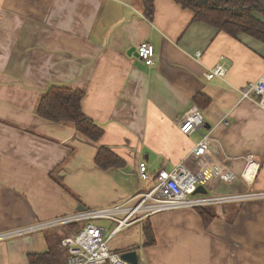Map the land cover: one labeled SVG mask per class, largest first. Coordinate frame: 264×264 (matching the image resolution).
<instances>
[{
  "label": "crops",
  "instance_id": "1",
  "mask_svg": "<svg viewBox=\"0 0 264 264\" xmlns=\"http://www.w3.org/2000/svg\"><path fill=\"white\" fill-rule=\"evenodd\" d=\"M154 5L148 20L141 0H0V233L79 205L126 202L153 186L142 181L179 163L204 173L215 193L264 191V109L240 94L264 77V43L193 22L172 0ZM143 41L154 47L152 67L136 55ZM221 58L230 64L226 76L206 80L204 71ZM50 85L84 92L85 115L104 129L98 141L36 114ZM198 93L210 99L200 108L209 125L201 132L210 137L203 170L192 153L200 135L175 123ZM101 146L125 166L96 167ZM248 155L258 163L250 184L240 177ZM225 168L236 174L229 183L218 176ZM230 207L219 204L206 229L190 208L139 215L128 228L149 221L155 242L141 246L142 233L121 248L138 246L139 264H264V199L243 202L231 222ZM47 250L44 231L17 235L0 241V264H29L28 254Z\"/></svg>",
  "mask_w": 264,
  "mask_h": 264
},
{
  "label": "built area",
  "instance_id": "2",
  "mask_svg": "<svg viewBox=\"0 0 264 264\" xmlns=\"http://www.w3.org/2000/svg\"><path fill=\"white\" fill-rule=\"evenodd\" d=\"M135 52L144 65L148 67L154 65L155 51L150 42L143 41L139 43L135 48ZM195 53L197 57L201 55L199 50ZM229 66V62L221 58L214 66L207 68L203 75L208 81L215 78H224ZM240 94L244 98L255 97L258 105L264 109V77L243 86L240 89ZM175 123L179 130L187 136L193 133L200 135L192 153L203 162V170L210 163L209 158H207L210 137L208 134L201 132L205 127L201 109L193 104L176 119ZM257 169L258 163L252 156L248 155L245 157V166L240 173V177L250 184L249 180L255 175ZM139 173L142 179L147 178V166L143 162L139 164ZM218 176L223 182L229 183L236 174L225 168ZM215 178L218 180L217 176ZM208 181L209 179L204 173H192L182 163H179L170 171H158L155 175L154 185L151 188L126 202H118L110 206L93 209L86 208L71 214L40 220L20 229L0 233V241L21 234L42 232L46 229H56L74 223L80 226L79 231L61 240L62 246L66 247L69 253L64 264H129L121 259L120 253L112 251L108 244L116 233L135 222L139 215L148 216L152 213L174 209H193L202 205L264 199V191L215 193L213 190L214 184H207ZM198 185L204 186L207 193L194 194ZM209 192H212L211 196L208 195ZM197 195L200 197H196ZM96 219H107L116 224L110 232H107L103 226H99L94 222Z\"/></svg>",
  "mask_w": 264,
  "mask_h": 264
},
{
  "label": "trees",
  "instance_id": "3",
  "mask_svg": "<svg viewBox=\"0 0 264 264\" xmlns=\"http://www.w3.org/2000/svg\"><path fill=\"white\" fill-rule=\"evenodd\" d=\"M155 0H141L142 13L148 20L154 16ZM181 8L192 13L193 22L208 24L219 32H223L232 38L246 35L264 43V0H172ZM84 92L80 89L62 85H50L41 95L36 106V114L48 121L71 125L78 133L87 139L96 142L104 135V129L85 115L82 109ZM199 108L206 107L210 103L209 97L204 94H195L192 98ZM94 164L101 170L111 168H123L125 161L107 147L98 148L94 156ZM55 179V178H54ZM56 180V179H55ZM61 184V183H60ZM63 190L70 192L66 186ZM254 191V190H253ZM233 193V192H231ZM219 205V204H218ZM218 205H202L194 207L199 215L202 227L206 229L217 217ZM228 204L222 203L220 207ZM241 202L232 205L229 209L231 222L238 212ZM80 226L70 223L55 229L44 230L48 243V250L44 253L28 254L29 264H64L69 256L66 247L62 246L61 240L78 232ZM144 241L141 246L152 245V227L149 221L142 222ZM138 246H130L121 250H113L121 253L134 250Z\"/></svg>",
  "mask_w": 264,
  "mask_h": 264
},
{
  "label": "rangeland",
  "instance_id": "4",
  "mask_svg": "<svg viewBox=\"0 0 264 264\" xmlns=\"http://www.w3.org/2000/svg\"><path fill=\"white\" fill-rule=\"evenodd\" d=\"M74 147H75V145H74ZM142 183H143L142 188H144V189H148L152 184L154 185V181H152V180H150V181L144 180V181H142ZM208 195L211 196L212 192H209ZM196 197H200V196L197 195ZM243 202H245V201H241V204ZM237 203L238 202L226 203V204H228V206L229 207L231 206L230 208H232V205L236 206ZM94 222L99 226H103L107 230V232H110L116 224L115 222H113L111 220H107V219H96ZM141 239H142V230H141V223H139V224H134L133 226H131L129 228L126 227L122 231H119L118 233H116L110 239L108 245H109L111 250L112 249L113 250H121V249H123L121 247H125L126 245L131 244V243H136L138 241H141Z\"/></svg>",
  "mask_w": 264,
  "mask_h": 264
},
{
  "label": "water",
  "instance_id": "5",
  "mask_svg": "<svg viewBox=\"0 0 264 264\" xmlns=\"http://www.w3.org/2000/svg\"><path fill=\"white\" fill-rule=\"evenodd\" d=\"M205 126L208 127L209 125L205 122ZM196 193L206 194L207 190L204 188V186L198 185L194 194ZM85 209L86 208L83 205H79L76 210L81 211ZM120 257L122 260L128 262L129 264H139L138 254L135 250H128V251L121 252Z\"/></svg>",
  "mask_w": 264,
  "mask_h": 264
}]
</instances>
